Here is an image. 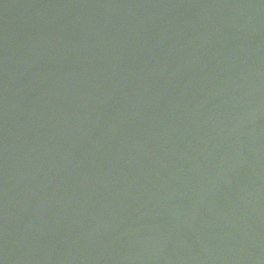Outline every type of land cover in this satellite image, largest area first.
I'll return each instance as SVG.
<instances>
[{
    "label": "water",
    "instance_id": "95a60500",
    "mask_svg": "<svg viewBox=\"0 0 264 264\" xmlns=\"http://www.w3.org/2000/svg\"><path fill=\"white\" fill-rule=\"evenodd\" d=\"M0 264H264V0H0Z\"/></svg>",
    "mask_w": 264,
    "mask_h": 264
}]
</instances>
